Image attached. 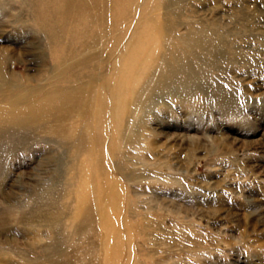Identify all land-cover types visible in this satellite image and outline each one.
<instances>
[{"label":"rangeland","instance_id":"obj_1","mask_svg":"<svg viewBox=\"0 0 264 264\" xmlns=\"http://www.w3.org/2000/svg\"><path fill=\"white\" fill-rule=\"evenodd\" d=\"M0 264H264V0H0Z\"/></svg>","mask_w":264,"mask_h":264},{"label":"bare ground","instance_id":"obj_2","mask_svg":"<svg viewBox=\"0 0 264 264\" xmlns=\"http://www.w3.org/2000/svg\"><path fill=\"white\" fill-rule=\"evenodd\" d=\"M141 36V35H140ZM144 37V36H143ZM133 42V41H132ZM144 42V41H143ZM141 43V42H140ZM201 44V43H200ZM144 45V44H143ZM132 48V47H131ZM92 69V68H91ZM118 117V116H117ZM99 122V121H98ZM79 200V199H78ZM79 203V202H78ZM100 214V213H99ZM104 222V221H103ZM114 224V223H113Z\"/></svg>","mask_w":264,"mask_h":264}]
</instances>
